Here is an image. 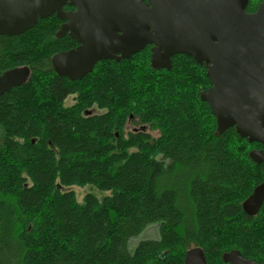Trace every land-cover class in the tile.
Wrapping results in <instances>:
<instances>
[{"label": "trees", "instance_id": "obj_1", "mask_svg": "<svg viewBox=\"0 0 264 264\" xmlns=\"http://www.w3.org/2000/svg\"><path fill=\"white\" fill-rule=\"evenodd\" d=\"M59 27L52 15L0 35V74L29 69L0 96V264H183L194 249L207 264L232 250L264 264V201L253 216L242 210L264 179L249 153L264 147L234 128L215 136L199 98L211 86L204 66L177 54L169 69H153L146 46L71 81L52 65L74 44L56 37ZM128 119L158 136H124ZM87 185L111 195L79 203L61 190ZM151 225L158 239L129 251Z\"/></svg>", "mask_w": 264, "mask_h": 264}, {"label": "water", "instance_id": "obj_2", "mask_svg": "<svg viewBox=\"0 0 264 264\" xmlns=\"http://www.w3.org/2000/svg\"><path fill=\"white\" fill-rule=\"evenodd\" d=\"M248 0H0V35L15 36L38 19L66 20L78 46L56 54L57 75L77 80L101 60L128 59L151 46L150 66L169 69L177 54L203 65L211 86L199 95L216 120L215 136L234 128L249 143L264 147V0L246 12ZM68 5L73 11H63ZM29 77L27 67L0 74V96ZM249 158L264 165L259 150ZM264 201V179L242 203L253 216ZM223 264H257L232 250ZM183 264H207L194 249Z\"/></svg>", "mask_w": 264, "mask_h": 264}, {"label": "rangeland", "instance_id": "obj_3", "mask_svg": "<svg viewBox=\"0 0 264 264\" xmlns=\"http://www.w3.org/2000/svg\"><path fill=\"white\" fill-rule=\"evenodd\" d=\"M73 103V99L71 96H69L63 103L64 106H69ZM98 111L93 109V113H97ZM144 132L149 134L152 138H156L158 136V132L155 130H152L148 125H141L137 121L128 119L123 133L124 136L127 135L128 132ZM0 144H1V130H0ZM63 192H73L75 194V197L79 203L82 202V199L86 195H92L97 200H102L104 197L110 196L111 193L109 191H98L97 189L87 185L85 187H63L61 188ZM158 239V231H157V225H151L148 226L137 238L130 240L128 244L129 251H133L135 246L138 244L139 241L142 240H156Z\"/></svg>", "mask_w": 264, "mask_h": 264}, {"label": "flooded vegetation", "instance_id": "obj_4", "mask_svg": "<svg viewBox=\"0 0 264 264\" xmlns=\"http://www.w3.org/2000/svg\"><path fill=\"white\" fill-rule=\"evenodd\" d=\"M145 2H146V0H145ZM65 7H67L68 9L67 10H64L63 8H65ZM63 11H73V8L72 7H70V6H68V5H65V6H63ZM52 15H54L55 17H56V14H52ZM51 15V16H52ZM57 18V17H56ZM58 19V18H57ZM59 21H60V27H59V30L57 31V33H56V37H63V36H65V35H67L68 37H69V35H68V32H63V33H60V35L58 36V34H59V32H60V30H61V27L66 23V20H64V19H58ZM70 38V37H69ZM71 39V38H70ZM71 40H73V39H71ZM73 42H74V44H73V47L71 48V50L72 49H75L77 46H78V44L73 40Z\"/></svg>", "mask_w": 264, "mask_h": 264}]
</instances>
